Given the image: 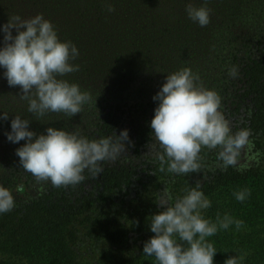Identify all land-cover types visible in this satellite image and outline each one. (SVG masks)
I'll return each instance as SVG.
<instances>
[{
  "label": "rangeland",
  "instance_id": "1",
  "mask_svg": "<svg viewBox=\"0 0 264 264\" xmlns=\"http://www.w3.org/2000/svg\"><path fill=\"white\" fill-rule=\"evenodd\" d=\"M188 3L200 7L204 0H0V27L11 15L30 19L42 14L52 23L61 42L71 41L76 46L79 56L72 63L79 65V71L61 78L79 85L81 91L89 92L92 97L73 117L48 113L37 119L27 111V102L19 99L20 87H9L3 75L6 70L0 68V116L9 115L6 121L0 119V186L12 190L14 209L42 195L52 185L37 182L20 168L15 153L26 141L13 144L5 135L11 132L14 116L29 119V130L37 135H46V129L53 127L87 137L105 132L100 129L105 116L110 108L116 109L120 119L116 127H110V135L115 140V134L119 136L127 130L131 141L130 144L125 142L126 151L119 158L100 165L102 169L117 166L125 169L129 176L122 188L103 194L97 176L87 171L84 181L71 186L70 190L67 188L73 198L87 196V193L93 195L91 209L71 226L75 239L70 247L79 264H156L154 257L143 255V246L154 236L150 231V218L164 210L157 203L160 193L167 188L174 202L194 187L193 184L201 183L220 167L217 151L204 148L201 153L207 159L203 160L202 172L177 176L167 172V165L166 179L151 172V165L160 167L151 154L154 141L151 138L145 144L135 142L133 129L137 123L144 128L151 124L158 106L153 97L168 74L191 68L205 88L215 90L221 97L220 111L232 130L245 128L242 123L246 111L232 113L227 99L234 83L243 84L247 76L239 69L240 75L231 78L229 69L235 58L246 65L264 56V0H208L211 14L206 27L188 18L185 11ZM109 6L114 8L113 12L107 11ZM13 35H16L14 29ZM2 41L0 32V47H3ZM256 165L253 163L251 167ZM152 176L157 180H152ZM177 177L187 184H180ZM132 209L142 210L147 215L146 226L140 233L128 229L127 215ZM262 222L260 220L254 229L263 237ZM107 229L118 233L119 238L109 242ZM251 230L235 229L234 237ZM228 234L229 229L221 230L216 240L207 238L217 250L213 260L220 257L223 264L231 256L230 243L226 240ZM255 250L254 243L246 244L244 253L250 255Z\"/></svg>",
  "mask_w": 264,
  "mask_h": 264
},
{
  "label": "clouds",
  "instance_id": "2",
  "mask_svg": "<svg viewBox=\"0 0 264 264\" xmlns=\"http://www.w3.org/2000/svg\"><path fill=\"white\" fill-rule=\"evenodd\" d=\"M195 7L188 3L185 11L188 18L206 27L210 23L211 9ZM108 12L114 8L109 6ZM13 29L16 35H13ZM3 47H0V68L9 87H20L18 97L27 102V111L37 117L48 113H63L75 116L82 106L92 99L79 85L69 83L61 77L79 71L75 61L79 52L71 41L61 42L52 23L37 14L30 19L19 15L9 16L8 22L0 27ZM229 76L236 78L238 69H229ZM158 103L151 120V154L159 162V171L174 175L198 173L201 168L200 153L206 148L217 151V160L222 169L236 168L247 171L253 163L259 164L261 153L255 150L248 128L233 131L221 109V97L215 90L204 87L197 73L185 67L168 74L160 91L153 97ZM9 115L3 113L2 120ZM29 119L14 116L7 140L13 144L26 143L16 149L19 166L30 173L37 182H50L53 187L80 184L86 179L87 171L96 177L103 171L104 161H115L129 144L127 130L112 137L89 140L78 132H66L53 127L46 135H37L29 130ZM201 184L186 190L173 202L172 194L165 188L159 196L158 205L164 209L150 218V231L154 236L143 246V255L154 257L156 264H213L217 253L208 237L235 225L237 231L242 220L225 213H217L215 222L206 219L204 211L211 201L205 196ZM17 191H20L17 188ZM235 199L244 202L251 191L244 188L233 192ZM15 207L12 190L0 186V214ZM247 253L229 257L225 264H242Z\"/></svg>",
  "mask_w": 264,
  "mask_h": 264
},
{
  "label": "trees",
  "instance_id": "3",
  "mask_svg": "<svg viewBox=\"0 0 264 264\" xmlns=\"http://www.w3.org/2000/svg\"><path fill=\"white\" fill-rule=\"evenodd\" d=\"M263 64L264 56L246 65H241L236 58L233 59L231 67L236 66L247 76V79L243 84L234 83L227 99L232 113L241 114L242 109L246 111L242 125L251 130L255 150H258L262 156L261 162L244 172H239L233 167L222 169L220 166L200 183V190L204 192L212 205L206 210L205 217L215 222L217 213L221 217L227 213L234 219L244 222L240 230L253 229L243 236L239 233L240 235L235 238L236 228L235 225H231L229 234L226 236L227 242L230 243V257L244 253L246 244L254 243L257 247L253 254L246 256L242 264H264V236L262 237L254 229L258 227L260 220H263L264 225ZM238 84H240L239 87H237ZM119 119L117 110L110 108L100 127L101 131L105 130V132L92 134L86 138L93 140L94 136L99 139L111 137L110 127H116ZM135 126L133 129L135 142L145 144L151 140L150 125L144 128L137 123ZM200 157L199 162L203 164V168H200L199 172H202L205 166L203 160L207 159V156L200 153ZM151 166L152 173L166 177L165 171L160 172L156 165ZM128 176L123 167H105L96 179L97 184L101 182V192L109 194L122 188ZM152 180L157 178L152 176ZM176 180L180 184H187V181L181 177H177ZM67 188L70 190L71 186L59 188L48 186L42 195L20 205L19 209L0 214V254L2 255L0 264H79L70 247L75 239L71 226L78 217L91 209L93 195L87 193V196L73 198ZM244 188H248L251 195L244 202H239L235 199L233 192ZM127 216L130 232L140 233L144 230L147 223V215L144 211L132 209ZM117 234L106 230V238L111 243L119 238ZM208 238L216 240L218 237L214 235ZM213 264H223V262L220 257H215Z\"/></svg>",
  "mask_w": 264,
  "mask_h": 264
}]
</instances>
